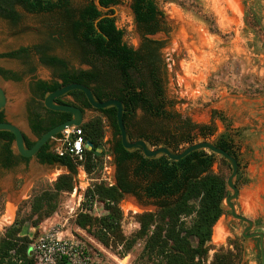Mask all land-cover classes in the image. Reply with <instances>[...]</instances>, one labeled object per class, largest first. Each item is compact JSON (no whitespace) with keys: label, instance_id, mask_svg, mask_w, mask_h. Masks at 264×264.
Returning a JSON list of instances; mask_svg holds the SVG:
<instances>
[{"label":"rangeland","instance_id":"374dc122","mask_svg":"<svg viewBox=\"0 0 264 264\" xmlns=\"http://www.w3.org/2000/svg\"><path fill=\"white\" fill-rule=\"evenodd\" d=\"M90 1L73 0L71 8L76 12ZM132 2L118 0L116 7L102 12L116 20L118 28L125 32V43L138 50L143 38L135 22ZM156 4L166 15L167 22L168 33L153 37L164 42L161 54L167 98L184 119L195 124L215 123L217 133L208 142H216L226 130L233 136L244 177L249 181L240 185L235 209L238 215L253 222L248 235H263L264 247V0H156ZM15 11L20 17L16 24L0 17V70L20 79L5 80L0 76V87L7 97L3 113L7 123L19 127L29 141L35 143L38 138L29 129L27 107L44 101L33 85L40 81H58L59 75V69L41 64L36 48L51 43L52 36L62 35L60 22L63 16L60 12L30 14L20 5L15 6ZM50 46L49 55L64 60L68 70L90 69L82 62L77 46L72 42L64 40L62 44L51 43ZM21 49L29 50L27 57H6ZM65 101L73 102V99L66 97ZM137 115L138 119L143 117L141 111ZM99 116V113L87 110L84 123ZM113 144L114 131L104 120L105 154L92 176L94 185H100L99 181L105 175L115 182L117 169L111 151ZM13 151L18 155L15 146ZM213 158L212 173L222 177L227 185L232 175L231 166L220 156ZM68 174L67 169L41 165L36 158L19 161L6 171L0 166V242L8 231H18V238L30 242L44 229L55 227L67 237L125 256L124 264H147L143 249L155 227L143 234L145 219L142 218L158 213V207L152 201L124 196L118 203L122 214L118 232H109L103 242L100 226L81 228L79 216L68 214L67 205L73 191L84 182L81 171L77 169L72 192L56 193L58 179ZM101 184L107 187L105 182ZM227 191L229 198L232 192L228 187ZM45 193L55 197L53 203L57 205L54 213L47 217L43 215L45 212H33L35 199ZM226 199L203 264H213L221 250L232 253L235 264H262L261 240L244 238L248 226L232 217ZM10 211L13 215L8 220ZM184 221L190 222L191 218ZM192 243L196 245L195 240Z\"/></svg>","mask_w":264,"mask_h":264},{"label":"trees","instance_id":"16d2710c","mask_svg":"<svg viewBox=\"0 0 264 264\" xmlns=\"http://www.w3.org/2000/svg\"><path fill=\"white\" fill-rule=\"evenodd\" d=\"M73 0H0V17L16 24L20 17L15 6H22L30 14L60 12V30L68 32V37L51 38V43L62 41L77 46L82 62L89 66L87 71H70L67 63L57 57H50V44L36 51L44 66L59 69L58 81L36 82L33 89L44 100L53 93L70 84H81L90 88L101 101L116 99L125 107L124 125L131 141L144 140L154 148H169L180 153L184 148L198 142L208 141L217 133L214 122L195 124L184 119L169 101L165 86V65L162 59L163 41L153 39L166 31V15L156 4V0H133L132 11L135 22L142 31L143 42L135 50L125 43V32L118 28L116 20L102 12L118 5V0H91L84 8L74 11ZM113 13V12H112ZM62 33V35H63ZM28 49L6 55L8 58L27 57ZM5 80L19 81L15 74L0 70ZM66 97L73 102L65 101ZM59 105H69L99 113L81 126L87 142L94 145L92 151H86L85 169L89 174L99 169L104 150V120L114 131V144L111 148L117 168L115 186L108 188L103 184L95 185L94 194L99 201L113 203L105 208L108 215L95 218L88 215L78 217V226L101 227V241L105 242L109 232H118L122 214L119 201L130 195L139 201H152L159 211L143 216V234L150 231L143 256L147 264H203L208 253V244L212 240L213 229L223 215V202L228 196L226 181L212 173L214 154L207 151L195 152L179 162H172L166 156L148 160L141 151L128 152L124 149L117 125V110H94L85 95L73 91L57 99ZM138 111L143 117L138 119ZM55 120L50 127L44 128L40 117L31 122L32 130L40 139L51 129L68 122L72 115L49 111ZM216 114V112L214 113ZM221 121L224 119L221 117ZM4 113H0V123H5ZM26 140V146L32 148L35 143ZM15 137L9 132H0V163L6 169L13 168L24 159L15 155L13 146ZM216 147L233 157L239 167L235 186L248 184L245 179L239 149L234 138L226 130L216 140ZM50 142L37 154L42 165L59 166L67 169L68 175L61 176L55 184L56 193L72 192L77 167L68 158L55 156ZM224 162L225 159H223ZM88 192L87 196H91ZM55 197L45 193L35 199L33 212L45 217L54 213ZM191 218L190 222L184 219ZM18 231H8L0 242V264H35L29 257L30 242L18 238ZM196 241V245L192 241ZM213 264H235L230 252L221 250Z\"/></svg>","mask_w":264,"mask_h":264},{"label":"built area","instance_id":"2783aa9c","mask_svg":"<svg viewBox=\"0 0 264 264\" xmlns=\"http://www.w3.org/2000/svg\"><path fill=\"white\" fill-rule=\"evenodd\" d=\"M86 151L87 141L81 127L67 129L51 142V152L57 157L70 159L84 178L83 185L75 187L72 200L67 205L69 216L88 215L102 218L108 215L105 207L113 203L101 202L94 194L95 180L92 176L96 170L92 174L86 171ZM102 182H105L108 188L115 186V182L106 175L99 184ZM88 192H92L89 197ZM28 255L35 264H124L127 260L125 256L122 257L106 248L93 247L80 239L67 237L55 227L44 229L29 245Z\"/></svg>","mask_w":264,"mask_h":264},{"label":"water","instance_id":"95a60500","mask_svg":"<svg viewBox=\"0 0 264 264\" xmlns=\"http://www.w3.org/2000/svg\"><path fill=\"white\" fill-rule=\"evenodd\" d=\"M73 91L82 92L94 110H107L111 108H115L117 110V125L120 132V140L124 149L128 152L141 151L144 157L148 160H156L158 158L166 156L172 162H179L185 159L186 157H188L189 155H191L192 153L200 152V151H208L225 159V161H227V163L231 166L232 169V175L227 182V187L232 192V196L226 199V204L229 207L232 217L235 220L247 224L248 227L244 232L243 235L244 238L245 239L259 238L261 240L260 250H261L262 264H264L263 235H259V234L248 235V233L253 229L254 224L248 219L238 215L235 209L234 202L239 197V189L235 186V181L239 171L238 163L227 152L217 148L215 142H208V141L198 142L187 147L180 153H176L171 149L164 147L154 149L149 145V143H147L144 140H138L133 142L130 140L127 129L125 128L124 125L125 107L122 102L116 99H111L101 102L96 98L94 92L90 88L81 84H70L60 88L59 90L53 93H48L44 98V106L47 110H50L52 112L70 114L72 115V119L48 131L46 134H44L40 139H38L35 142L32 148H28L26 146L25 135L19 127L7 122L0 123V132H9L12 135H14L15 150L20 157L24 159L36 158L37 154L41 151V149L56 136L60 135L67 129H70L72 127H81L84 124L85 113L81 109L74 106H69V105L63 106L56 103L57 99L63 98ZM6 106H7V97L3 89L0 87V113H2L5 110ZM87 149L88 151H92L94 149V145L91 142H87Z\"/></svg>","mask_w":264,"mask_h":264},{"label":"flooded vegetation","instance_id":"af4514ba","mask_svg":"<svg viewBox=\"0 0 264 264\" xmlns=\"http://www.w3.org/2000/svg\"><path fill=\"white\" fill-rule=\"evenodd\" d=\"M62 36H65V37H68L69 35L67 34V33H64L63 35H60L59 33L56 35V38L57 39H59L60 40V38L62 37ZM55 38V39H56ZM49 55V54H48ZM50 57H55V56H51V55H49ZM40 59H41V56H40ZM42 64V63H41ZM43 65V64H42ZM44 66V65H43ZM45 67H48V66H45ZM60 74V73H59ZM36 83V82H35ZM41 98H42V96H41ZM44 101V100H43ZM27 111H28V126H29V129H30V131H31V133H32V135L34 136V137H36V138H38V135L32 130V127H31V122H34L36 119H37V117H40V119H41V123H42V126L44 127V128H46V127H50L52 124H53V122H54V120H55V118L52 116V115H50L49 114V111L50 110H47L46 108H45V106H44V102L43 103H41V104H38V103H32L31 105H29L28 107H27ZM87 110H85L84 111V113L86 112ZM25 139H27V140H29L26 136H25ZM50 150H51V148H50ZM37 159V158H36ZM38 160V159H37ZM20 161H23V160H20ZM39 161V160H38ZM39 163H40V161H39ZM0 166H1V168L3 169V170H9V169H6V168H4V167H2V165H1V163H0ZM116 166V165H115ZM117 169V168H116ZM116 172H117V170H116ZM115 177H116V175H115Z\"/></svg>","mask_w":264,"mask_h":264},{"label":"bare ground","instance_id":"6f19581e","mask_svg":"<svg viewBox=\"0 0 264 264\" xmlns=\"http://www.w3.org/2000/svg\"><path fill=\"white\" fill-rule=\"evenodd\" d=\"M56 173H57V172H56ZM59 173H60V172H59ZM11 214H12V212L10 211V212H9V216L7 217V218H9L8 220L11 219V217H12V215H13V214H12V215H11Z\"/></svg>","mask_w":264,"mask_h":264},{"label":"crops","instance_id":"0c3cea01","mask_svg":"<svg viewBox=\"0 0 264 264\" xmlns=\"http://www.w3.org/2000/svg\"><path fill=\"white\" fill-rule=\"evenodd\" d=\"M17 156H19V155H17ZM42 165V164H41Z\"/></svg>","mask_w":264,"mask_h":264}]
</instances>
